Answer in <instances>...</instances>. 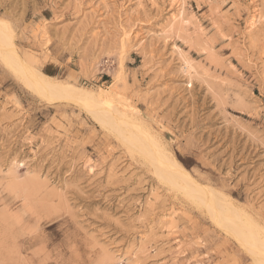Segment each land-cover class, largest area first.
<instances>
[{
	"label": "rangeland",
	"instance_id": "1",
	"mask_svg": "<svg viewBox=\"0 0 264 264\" xmlns=\"http://www.w3.org/2000/svg\"><path fill=\"white\" fill-rule=\"evenodd\" d=\"M0 264H264V0H0Z\"/></svg>",
	"mask_w": 264,
	"mask_h": 264
}]
</instances>
